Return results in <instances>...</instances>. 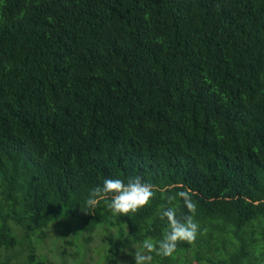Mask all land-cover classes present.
Instances as JSON below:
<instances>
[{
	"label": "trees",
	"instance_id": "obj_1",
	"mask_svg": "<svg viewBox=\"0 0 264 264\" xmlns=\"http://www.w3.org/2000/svg\"><path fill=\"white\" fill-rule=\"evenodd\" d=\"M185 191L196 239L148 264H264V0H0V264H114Z\"/></svg>",
	"mask_w": 264,
	"mask_h": 264
},
{
	"label": "clouds",
	"instance_id": "obj_2",
	"mask_svg": "<svg viewBox=\"0 0 264 264\" xmlns=\"http://www.w3.org/2000/svg\"><path fill=\"white\" fill-rule=\"evenodd\" d=\"M154 185L142 181L140 177H128L127 182L119 178H106L102 186L93 188L84 202L82 211L94 209L100 201L107 200V207L113 213L127 216L148 205L154 197ZM191 215L177 218L176 208L167 207L160 212V218L166 219L167 228L159 240L146 238L140 245L142 250L134 249L135 264H148L152 253L169 257L175 251L178 242H193L196 239L199 225L194 220L196 205L187 191L178 194ZM88 213V212H87ZM132 255V253L130 254Z\"/></svg>",
	"mask_w": 264,
	"mask_h": 264
},
{
	"label": "rangeland",
	"instance_id": "obj_3",
	"mask_svg": "<svg viewBox=\"0 0 264 264\" xmlns=\"http://www.w3.org/2000/svg\"><path fill=\"white\" fill-rule=\"evenodd\" d=\"M59 230H60L59 227L54 225L52 227L51 231L56 233ZM99 241L100 240L98 239L97 243H96V246L99 245ZM44 246H45V250L43 249L42 252H44L46 255H48V257L50 256V259H53V257L55 258L57 256L55 252L53 253V252L50 251V247H49V243L48 242H46L44 244ZM133 257H134V254H132V255L127 254V258H124L122 260L121 259H117V260L114 261V264H131L129 260L134 259ZM193 259L194 258L191 256V254L187 253L186 254V258L184 259L185 260L184 264L185 263L186 264H193L194 263ZM84 264H105V261H102L101 263L98 262V255L96 253H91V257H89ZM178 264H183V262L181 261Z\"/></svg>",
	"mask_w": 264,
	"mask_h": 264
}]
</instances>
